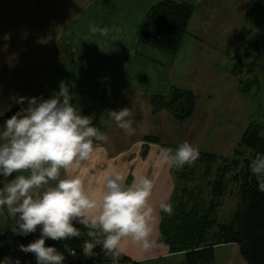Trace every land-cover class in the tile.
I'll list each match as a JSON object with an SVG mask.
<instances>
[{"label":"crops","instance_id":"crops-1","mask_svg":"<svg viewBox=\"0 0 264 264\" xmlns=\"http://www.w3.org/2000/svg\"><path fill=\"white\" fill-rule=\"evenodd\" d=\"M31 1L1 2L7 12L0 29V117L27 106V102L16 103L17 96L47 99L59 91L61 81L66 82L72 103L82 115L93 117V126L107 135L105 141L97 142L100 147L93 158L76 170L86 188L97 190L110 168L119 169L129 183L139 175L149 176L154 183L152 238L157 246L142 252L126 241L119 264H186L185 252L170 253L157 237L159 205L170 203L175 182L184 176L187 165L183 169L161 166L156 157L161 147L175 149L184 141L198 147L200 154L233 157L242 135L254 122L238 126L234 120V110L239 108L235 101L250 96L253 89L252 85L243 88L241 75L254 73L253 78L258 79L264 73V0H172L193 8L174 55L139 40L149 9L162 0H40L34 13L27 11ZM33 19L38 20L37 26L29 28ZM89 24L107 27V37L92 36ZM22 33L26 34L24 41H40V60L2 58L15 51ZM247 61L251 69L246 72ZM172 89L195 97L188 118L180 120L167 110L155 111V100ZM124 107L136 112L133 134L122 132L107 117L108 110ZM230 146H234L232 157H224ZM3 180L0 176V188ZM13 223L6 210L0 212V234L9 232L6 238L21 241L24 237L21 243L27 245L40 237L39 227L28 236L13 234ZM220 249L226 250L218 255ZM25 254L19 258L20 264L33 260L30 253ZM102 262L111 264V260L93 264ZM211 264L246 263L237 245L224 244L214 247Z\"/></svg>","mask_w":264,"mask_h":264},{"label":"clouds","instance_id":"clouds-1","mask_svg":"<svg viewBox=\"0 0 264 264\" xmlns=\"http://www.w3.org/2000/svg\"><path fill=\"white\" fill-rule=\"evenodd\" d=\"M92 36L107 37L109 29L89 24ZM69 85L61 81L59 91L45 99L17 96L24 105L0 127V212L7 211L14 221L12 232L19 236L35 233L40 237L19 250L35 255L37 264H64L65 255L56 247L46 246V239L65 241L86 235L82 250L90 257L100 246L111 264H119L126 241L142 252L156 247L154 207L151 203L154 183L139 175L129 183L117 168L107 170L100 187L86 188L76 170L99 150L106 133L93 126V117L81 114L72 103ZM2 115V113H0ZM136 112L133 108L108 110V119L126 134H133ZM258 135L264 137V130ZM199 148L184 141L175 149L161 147L156 163L183 169L194 166ZM249 171L255 177L258 191L264 193V154L250 158ZM15 173V178L8 177ZM160 211L173 214V205L162 202ZM74 221L87 229L82 233ZM64 248L67 250L68 245ZM70 254L75 255L74 252ZM0 264H20L5 257Z\"/></svg>","mask_w":264,"mask_h":264},{"label":"trees","instance_id":"trees-1","mask_svg":"<svg viewBox=\"0 0 264 264\" xmlns=\"http://www.w3.org/2000/svg\"><path fill=\"white\" fill-rule=\"evenodd\" d=\"M192 13L193 8L187 3H177L172 0L158 2L149 9L146 15L139 40L145 44L153 45L160 51L174 55L186 32ZM194 104L195 97L190 92L177 89H172L166 97L157 98L154 102L155 111L167 110L180 120L186 119L192 114ZM17 111L18 109H15L1 116L0 123L6 121ZM261 130H264V117L250 123L232 158L200 154L196 161V163L210 164L220 161L224 167L231 165V171H234L235 165L237 167L242 162L243 166L240 173L238 175L233 174V178L238 177L240 183V203L231 216L230 223H214L217 219V205L214 203L210 208V214L204 217L203 214L208 210L210 204L206 205L205 202H202L192 208L184 217L177 218L176 221L173 220L174 223L178 224L176 227L173 223L169 234L174 236H168L167 241L164 242L165 236L162 235L161 229L167 218L165 217L166 213H161L157 241L159 244L167 246L170 253L185 252L186 264H211L214 247L224 244L237 245L240 256L246 264H264V193L258 191L256 179L249 171L250 158L256 152L264 154V137L258 135ZM240 150L244 151L242 156L238 155ZM247 152L249 153L248 156L246 155ZM218 184L222 186V183ZM73 223L82 233L87 232L83 225L78 222ZM211 229L216 230L211 232ZM203 230L211 232L212 237L208 244L195 241L196 232L201 231L202 234ZM4 234L6 233H3L2 236ZM2 236L0 234V244ZM86 239L88 237L83 235L80 238L65 241L46 239L45 243L46 246L56 247L65 255L64 264H93L94 262L110 261L109 258L105 257L100 246L93 250V257L81 262L76 261L70 252L81 251L83 241ZM20 240L23 241L24 237H21ZM65 244L68 245L67 250L64 248ZM29 264H37V261L31 260Z\"/></svg>","mask_w":264,"mask_h":264},{"label":"rangeland","instance_id":"rangeland-1","mask_svg":"<svg viewBox=\"0 0 264 264\" xmlns=\"http://www.w3.org/2000/svg\"><path fill=\"white\" fill-rule=\"evenodd\" d=\"M1 2H4V0L0 1V6H2ZM40 4V0L31 1V4L28 6L27 11L32 10L33 13L38 12V6H40ZM6 12L7 11L4 10L3 7H0V29L4 27V16L6 15ZM33 21V24H27L29 28L37 26L38 20L33 19ZM30 22H32V20H30ZM25 38L26 34L22 33V35L19 37V40H17L18 43L15 45V51L10 50L13 51L11 54L6 52L5 55L2 56V58H4L6 61H9L13 58H32L34 60H40L41 52L38 48L40 41H24ZM23 46L31 47L30 49L24 48V51H21L23 49ZM20 48L21 50H19ZM244 68L246 72L251 69L249 61L246 62ZM262 69L264 68L262 67ZM253 75L254 73H251L249 75H241L240 80L245 83L244 89H249L251 85L253 89L251 90L250 96L245 97V99L243 100L235 101V103L237 102L239 104V108L234 110V120L237 121L238 126L247 125V123L262 119L264 117V73L262 71L258 79L253 78ZM242 133L243 132L241 131L240 137ZM235 137H237V132H234L233 139H235ZM236 146L237 145H235V147ZM233 148L234 146L226 148L223 152L224 157H232L234 151ZM243 152L244 151L240 150L238 155L242 156ZM215 154L219 155L220 153L216 152ZM248 154L249 153L247 152L246 155L248 156ZM242 166V162L241 164H238L237 167L235 165L234 171H231V165L228 167H224V165L220 161H217L212 164L195 163L194 166H187V168L185 169L186 173L184 174V176L182 178L177 179L175 182V192L172 195L173 198L171 201V204L173 205V214L170 216L168 214L165 215L167 220L164 221V225L161 229L162 235L165 236L164 242L165 240L167 241L168 236H174L171 233L169 234V231L174 223L173 220L176 221L177 218L184 217L192 208H194L198 204H201L202 202H205L206 205L210 204L208 210L203 214L204 217H207V214H210V208L211 206H213L212 204L214 203L217 205V219L214 223H230L231 216L235 213L240 203V183L238 177L233 178V174L236 173L235 175H238L242 169ZM218 183H222V186ZM174 224L177 227L178 223ZM214 230L216 229H211V232H213ZM211 232L203 230L202 234L205 235H202L201 231H197L196 236L194 237L195 241L199 243L202 242L204 244H208L209 240H211L212 237V235L210 234ZM4 233H6L3 235L4 237L1 234L2 242L0 245V261H2L5 257H10L13 261L19 258H25L26 254L23 251H20L18 247L20 244H22L21 241L6 238L10 234L7 231ZM225 250L226 249H220L218 255ZM83 254V250L81 252H77L75 260L81 262L84 259L89 258L83 256ZM30 255L31 258L34 260L35 258L33 257H35V255L32 253H30ZM100 264L107 263L102 262Z\"/></svg>","mask_w":264,"mask_h":264}]
</instances>
